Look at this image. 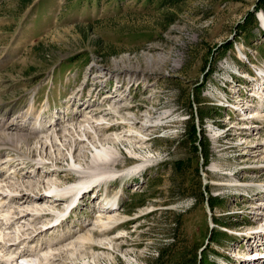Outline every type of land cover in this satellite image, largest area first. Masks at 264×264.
<instances>
[{
    "label": "rangeland",
    "instance_id": "374dc122",
    "mask_svg": "<svg viewBox=\"0 0 264 264\" xmlns=\"http://www.w3.org/2000/svg\"><path fill=\"white\" fill-rule=\"evenodd\" d=\"M257 1L0 0V126L16 122L11 139L0 127V260L152 264L175 236L187 264H264V12H255ZM250 12L256 17L248 20ZM192 111L205 116L198 151L182 136ZM250 112L259 113L253 128L244 126ZM101 144L108 160L92 162ZM57 179L55 192L69 197L51 202L41 191L42 205L65 210L87 190L71 218L10 246L20 228L56 222L53 214L32 220L27 209L7 224L19 209L10 202L13 184ZM109 200L118 208L106 213ZM101 215L124 222L84 246L80 237L101 228Z\"/></svg>",
    "mask_w": 264,
    "mask_h": 264
},
{
    "label": "bare ground",
    "instance_id": "6f19581e",
    "mask_svg": "<svg viewBox=\"0 0 264 264\" xmlns=\"http://www.w3.org/2000/svg\"><path fill=\"white\" fill-rule=\"evenodd\" d=\"M262 17H263V21L262 22H263V25H264V15L263 14H262ZM262 93L264 94V91ZM246 108L247 107H245V112L248 110ZM116 110L118 112L120 111L118 109V107H117ZM45 111H47V110H45ZM257 114L259 115V113H257ZM257 114L255 112L247 113V115L244 116V118H243L244 120H247V121L244 122L245 123L244 126L245 127L253 128V126H255L254 123L256 121V118H259V116ZM1 119H2V117L0 116V120ZM2 121H4V120H2ZM13 125H16L15 119L11 120L10 122H8V124H6L4 126H0L1 128L3 127L2 128L3 132H1V133L4 134L7 139H11L13 137V135L11 134V132L10 133H7L8 129H10ZM97 125L99 126L100 124H96V126ZM24 128H25V126H24ZM43 130L46 131L48 129L47 128H43ZM245 131H249V130H245ZM240 134H242V132H240ZM19 140L20 141L22 140L25 143L29 144V142L31 140V137L29 135H20L19 136ZM53 142L56 143V141H53ZM94 148H95V153H93V155H92V162L97 163L99 161L98 163H100V161H103L104 162V161L108 160V157H109V154H110L109 147H107V146H105V144H103L100 147V149H99V147L97 145L96 146L94 145ZM34 151H36L35 148H34ZM56 160L57 161H60V158H58V159L56 158L55 159V162H54V165L55 166H59V165H56L57 164L56 163ZM94 169H93V171H94ZM54 171H56V170L54 169ZM100 177H101V175H100ZM92 181L93 180L89 181V183H85L84 182V183H82V186L84 188H86V187L89 186L90 182H92ZM13 185H14V187L16 189H14L15 191L13 190L12 192H14L16 194H15V196H13L10 199V202H12V203H18L19 204V209H16V211H14V214H13L12 218H10L8 221H6L7 224L9 223L12 226V224L18 223L22 218L26 217L25 216V212H26L27 209H31L33 211L32 215L34 217L32 218V220L39 221L42 218H44V216H48V215L53 214L54 219L56 220V222L53 225L50 224V226L47 227V228H45V229H41L39 227H35V228H32V227L31 228H26V227H24L23 229L20 228L19 231L21 230V235L17 236L16 238H13L12 239V243H10V246L12 244H15L17 240L25 241L27 238H31L33 240L37 236H39L40 234H42L43 231H45L46 229L50 228L51 226H54L55 224L56 225H62V224H64L66 221H68L71 218V215L70 214H72L74 212V209L77 208V205H78V203L80 201V198H82L83 194L87 191V190L86 191H83V194L79 197V199L73 200L71 202V205L68 207V209L58 210L55 205H52V206L51 205L50 206L42 205L41 202L43 201L44 197L42 195H39V192H41V191H43V192L44 191L45 192L48 191V194H49L48 196H52L51 199H48L51 202L53 200V201H60V203H61L64 200H66V198L69 197V193L71 191L70 192L67 191V192H63V193L62 192H55V188L59 185V180L58 179L57 180H50V181H45V180H42L41 181V180H38L37 182H35V181H28L26 183H17V184H13ZM43 185H44V189H42ZM46 187H48V188L45 189ZM60 187H61V185H60ZM2 189H4V188H2ZM71 199H73V197ZM2 200H3V197H2ZM104 200H105V197H104L103 201ZM75 201H77V202H75ZM118 202H119V200L117 201V203H116V201H113L112 202L111 200H109L107 203L110 204V205L109 206H105L102 211L106 210V213H108V212H110L108 210L114 209V208H118ZM20 203H22V204H20ZM8 206H9V204H8ZM22 208H24V209H22ZM30 214H31V212L28 213V215H30ZM102 214H104V213H102ZM102 216L103 215L100 216L99 221H98V223H99L98 226L101 227V228H97V230H94L92 228L93 229V230L91 229L92 231H88L86 235H83L82 237H80L81 242L84 244V246L85 245H88V246H91L92 247L94 245H98L97 244L98 241H96L95 236H97L99 234H107V231L111 230L112 228L121 226L122 222H124V220L120 219L121 216H117V215H107L105 218H102ZM37 223H35V224H37ZM75 234H76V232H70V234L68 236H65V237L61 238L57 243H61V242L65 241V240L73 237V235H75ZM22 236H25V237L23 238ZM260 238H263L264 239V231H262V233H260ZM260 240H262V239H260ZM1 243H2V241H0V244ZM71 244L73 245V243H71ZM3 246H7V244H3ZM25 251L26 250L18 251L17 253L19 254V257L18 256L17 257L18 258L23 257ZM57 253L58 252H56V256H54V257L61 258V255L62 254H59L58 253V255H57ZM29 255H32V254L30 253ZM54 257L52 256V258H54ZM47 258H49V257H46L45 259H47ZM7 260L9 261L8 258H7ZM10 260H12V258ZM6 261L0 260V263L3 264ZM15 264H18V263H15Z\"/></svg>",
    "mask_w": 264,
    "mask_h": 264
},
{
    "label": "trees",
    "instance_id": "16d2710c",
    "mask_svg": "<svg viewBox=\"0 0 264 264\" xmlns=\"http://www.w3.org/2000/svg\"><path fill=\"white\" fill-rule=\"evenodd\" d=\"M259 10H262L264 12V0H258L257 1L255 12H257ZM255 15H256V13L250 12L247 19L249 20L250 18H255L256 17ZM190 105H191L190 107H192V104H190ZM196 115H197L198 119L200 118V123L196 122ZM204 118H205L204 114H202V113L195 114L194 111H192L190 113V118L188 119V122L186 123L185 131L182 134L183 137H186V142L189 141L190 144L193 145V148L196 149V151L199 150L201 145L203 146L202 141L200 139V137H201L200 133H201V130H203V128L199 129V127H202L204 125V123H203ZM197 141H199L198 144L196 143ZM183 164H184L183 162L178 161L175 164L176 165L175 169L177 171H181ZM200 195H201L200 197H204L202 191H201ZM194 197L196 198L195 195H194ZM216 199H217L216 196H210V198H208V202L212 208H215L216 206H218V202L215 201ZM216 222L218 224H221V223H219V221H216ZM221 225L226 226L223 224H221ZM211 241H220V240L217 238V239H212ZM178 243H179V241H178L177 237L174 236V238H172L171 242H169L166 246L159 248L158 257L154 261H152V264H159L163 260H166V262L170 261V260L173 261L174 259H175V261L178 262V264H187L185 262L187 255L185 253L183 254L182 250L179 249ZM203 256L204 255L202 253L201 258H203ZM197 259H198V255H196L195 258L191 257L190 261H192V262L194 261L196 263Z\"/></svg>",
    "mask_w": 264,
    "mask_h": 264
},
{
    "label": "water",
    "instance_id": "95a60500",
    "mask_svg": "<svg viewBox=\"0 0 264 264\" xmlns=\"http://www.w3.org/2000/svg\"><path fill=\"white\" fill-rule=\"evenodd\" d=\"M259 17V16H258Z\"/></svg>",
    "mask_w": 264,
    "mask_h": 264
}]
</instances>
